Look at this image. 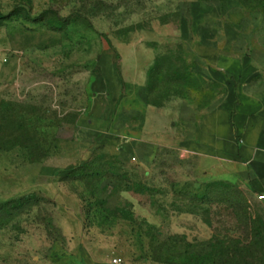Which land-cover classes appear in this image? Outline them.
<instances>
[{
	"label": "rangeland",
	"instance_id": "374dc122",
	"mask_svg": "<svg viewBox=\"0 0 264 264\" xmlns=\"http://www.w3.org/2000/svg\"><path fill=\"white\" fill-rule=\"evenodd\" d=\"M261 7L0 0V204L35 196L0 213V264H206L212 246L233 250L226 264H264L262 202L185 151L222 97L191 54L225 45L264 71Z\"/></svg>",
	"mask_w": 264,
	"mask_h": 264
},
{
	"label": "crops",
	"instance_id": "0c3cea01",
	"mask_svg": "<svg viewBox=\"0 0 264 264\" xmlns=\"http://www.w3.org/2000/svg\"><path fill=\"white\" fill-rule=\"evenodd\" d=\"M200 48L192 58L196 56L209 79L221 86L222 97L191 126L185 151L210 181L240 182L257 198L264 196V71L245 52L235 53L225 45L223 51L213 45L207 52ZM136 66L142 75V63ZM145 83L140 79L128 85L127 100L138 101L128 106L133 114L145 108Z\"/></svg>",
	"mask_w": 264,
	"mask_h": 264
},
{
	"label": "trees",
	"instance_id": "16d2710c",
	"mask_svg": "<svg viewBox=\"0 0 264 264\" xmlns=\"http://www.w3.org/2000/svg\"><path fill=\"white\" fill-rule=\"evenodd\" d=\"M205 1H212V2L213 1H219V2L226 1V2L245 3V2H247L249 0H205ZM263 8L264 7H261V9H263ZM0 18H2V17H0ZM3 18H5V17H3ZM3 123H4L3 120H0V134L2 132V126H3L2 124ZM0 150H4V147L1 144V142H0ZM34 199H35L34 195H29V196H26V197H22V198H20V199H18L16 201H13V202H11L9 204H6V205L4 204V206L2 204H0V213L6 215L5 213L7 212L6 211L7 208H9V210H11V212H15V214H16V212H23L29 206L34 204L33 203ZM237 230H238V228H237ZM253 231H257V230L254 229ZM218 244L221 245V242H219ZM223 244L226 245V243H223ZM229 249H226V247L223 248L222 246H212V247H210V251L206 254V256H204L202 258V260L208 262L206 264H215V262H216L215 258H219L222 255L223 258H224V262L222 264H226V258L229 259V258L232 257V254L231 255H226V250L230 252L231 249L230 250ZM231 252H233V250H231ZM211 256L214 259L211 262H209L210 259H211ZM190 260H191L192 264H200L199 261H198V256H191ZM192 260H194V261H192Z\"/></svg>",
	"mask_w": 264,
	"mask_h": 264
},
{
	"label": "built area",
	"instance_id": "2783aa9c",
	"mask_svg": "<svg viewBox=\"0 0 264 264\" xmlns=\"http://www.w3.org/2000/svg\"><path fill=\"white\" fill-rule=\"evenodd\" d=\"M258 199H259L260 201H263V200H264V196H259ZM112 264H122V263H121V260H119V259H114V260L112 261Z\"/></svg>",
	"mask_w": 264,
	"mask_h": 264
}]
</instances>
